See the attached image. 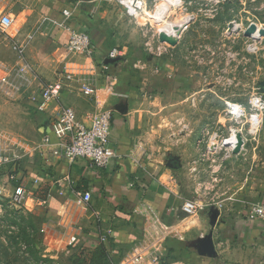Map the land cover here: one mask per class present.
Here are the masks:
<instances>
[{"label":"crops","instance_id":"obj_1","mask_svg":"<svg viewBox=\"0 0 264 264\" xmlns=\"http://www.w3.org/2000/svg\"><path fill=\"white\" fill-rule=\"evenodd\" d=\"M108 1L7 0L13 24L5 35L0 34V64L7 72L18 62L14 41H20L26 24L36 25L30 28L25 48L19 44L30 68L28 84L15 94L0 93V151L13 159L0 166V190L10 198L17 184H26L30 195L23 208L39 216L40 231L46 237L63 244L65 202L73 200L74 190L90 193L85 210L71 213L79 237L74 247L125 248L128 252L121 263L264 264V222L246 216L245 207L250 204L240 200L236 214H216L205 222L199 215L184 214L181 197L151 181L154 159L140 134L138 66L124 54L130 46L120 50L105 43L104 37L121 33L109 23ZM64 9L72 12L71 25L90 36L96 48L94 58L66 48L67 34L60 27ZM113 47L121 56L108 61L106 52ZM0 69L4 75L5 68ZM63 69L67 73L59 99L37 111L41 83L53 82ZM82 85L96 89V96L84 95ZM62 106L72 108L85 124L100 110L111 112L113 157L105 169L91 167L82 159L67 164L54 158L51 151L57 136L52 119ZM252 200L264 202V193ZM98 232L106 234L105 240L98 241Z\"/></svg>","mask_w":264,"mask_h":264},{"label":"rangeland","instance_id":"obj_2","mask_svg":"<svg viewBox=\"0 0 264 264\" xmlns=\"http://www.w3.org/2000/svg\"><path fill=\"white\" fill-rule=\"evenodd\" d=\"M108 3L109 23L121 33L104 37L105 43L130 46L124 54L138 66L140 134L154 159L151 181L182 201L199 200L200 210L190 216L205 222L236 214L240 200L260 202L252 199L264 193V0ZM161 20L183 25L171 37ZM34 23L14 43L25 48ZM251 24L259 28L245 36ZM233 134L240 142L235 149L226 144ZM3 192L0 264H122L125 248L82 249L46 237L39 216L13 206Z\"/></svg>","mask_w":264,"mask_h":264},{"label":"built area","instance_id":"obj_3","mask_svg":"<svg viewBox=\"0 0 264 264\" xmlns=\"http://www.w3.org/2000/svg\"><path fill=\"white\" fill-rule=\"evenodd\" d=\"M129 4L131 0H117ZM7 0H0V34L5 35L13 24V18L9 9L6 8ZM65 21L60 27L67 34L66 48L73 52H78L87 57L94 58L96 48L90 36L85 31L80 30L76 25H71L72 12L69 9L62 10ZM12 49L16 52L17 63L4 75H0V93L11 95L18 92L28 84L30 75L29 67L24 60V49L18 44H13ZM117 47H113L106 52L108 61L117 59L119 56ZM7 73V74H6ZM63 69L53 82L41 83L40 98L35 104L37 111H44L49 103L57 101L62 93V77L66 74ZM81 92L87 96H96V89L90 86L81 87ZM52 129L57 136V143L51 151L54 158L67 164H73L78 159L87 161L91 167L105 169L113 157V151L109 147V136L111 132V112L100 110L92 117L88 124L80 120L75 111L70 107L62 106L52 119ZM13 161L12 155L0 151V166L10 164ZM73 200L65 202L66 217L64 218L65 229L61 233L67 246L74 247L78 244V233L72 221V212L85 210L89 201L90 193L73 191ZM30 189L24 183L17 184L10 195V202L15 207L24 206ZM181 211L186 215H192L200 210V202L197 199H184L180 205ZM246 216L250 220L264 222V202H258L245 207ZM43 230H41L42 232ZM82 238L85 236L82 232ZM106 234L98 232V241L105 240ZM80 248L85 249L82 245ZM122 263V264H126Z\"/></svg>","mask_w":264,"mask_h":264},{"label":"bare ground","instance_id":"obj_4","mask_svg":"<svg viewBox=\"0 0 264 264\" xmlns=\"http://www.w3.org/2000/svg\"><path fill=\"white\" fill-rule=\"evenodd\" d=\"M128 1H125V3H127ZM158 12H161V11H158ZM161 14V13H160ZM157 16V15H156ZM164 17V16H163ZM159 18V17H158ZM162 18V16H161ZM163 21V20H161ZM185 21V20H184ZM164 22V21H163ZM162 22V23H163ZM183 25V22H180L177 24L175 23H171V22H164L162 28H163V32H168V30H170V33H171V37L175 36L177 31L179 30L180 26ZM255 25V24H254ZM258 26H254V28H250V26L247 28V30L250 31V35L252 33V31H255V29L257 28ZM259 28V27H258ZM263 29V28H262ZM236 108V107H235ZM238 108V107H237ZM239 109V108H238ZM234 138V139H233ZM231 143V144H230ZM226 144H229V145H232V148L235 149V148H238L240 146V142L236 139V135L233 134L232 137L230 139H227L226 140Z\"/></svg>","mask_w":264,"mask_h":264},{"label":"water","instance_id":"obj_5","mask_svg":"<svg viewBox=\"0 0 264 264\" xmlns=\"http://www.w3.org/2000/svg\"><path fill=\"white\" fill-rule=\"evenodd\" d=\"M254 26H255L254 24H251V25H250V28L252 29V28H254ZM244 35H245V36H250V31H249V30H246V31L244 32Z\"/></svg>","mask_w":264,"mask_h":264},{"label":"flooded vegetation","instance_id":"obj_6","mask_svg":"<svg viewBox=\"0 0 264 264\" xmlns=\"http://www.w3.org/2000/svg\"><path fill=\"white\" fill-rule=\"evenodd\" d=\"M181 28V27H180Z\"/></svg>","mask_w":264,"mask_h":264}]
</instances>
